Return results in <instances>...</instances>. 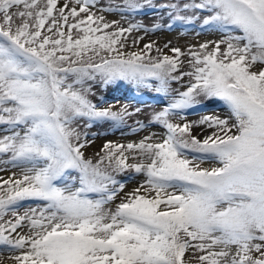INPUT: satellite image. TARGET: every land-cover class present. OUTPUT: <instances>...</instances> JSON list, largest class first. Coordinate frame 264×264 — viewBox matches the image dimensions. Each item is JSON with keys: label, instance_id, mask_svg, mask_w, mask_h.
I'll use <instances>...</instances> for the list:
<instances>
[{"label": "snow or ice", "instance_id": "obj_1", "mask_svg": "<svg viewBox=\"0 0 264 264\" xmlns=\"http://www.w3.org/2000/svg\"><path fill=\"white\" fill-rule=\"evenodd\" d=\"M96 2L0 0V125L9 129L0 163L20 170L0 178V246L17 253L15 264H190L189 252L200 253L198 264H264V0H173L172 19L207 12L204 26L238 34L158 56L152 43L124 49L126 34L159 24L119 26L92 11ZM123 6L139 12L150 0ZM120 82L171 97L149 122L162 134L108 141L86 158L89 141L73 124H123L126 105L89 99L92 83ZM210 100L223 102L227 118L186 120ZM125 172L144 180L105 207L123 192L116 174ZM26 201L41 206L21 215Z\"/></svg>", "mask_w": 264, "mask_h": 264}, {"label": "rangeland", "instance_id": "obj_2", "mask_svg": "<svg viewBox=\"0 0 264 264\" xmlns=\"http://www.w3.org/2000/svg\"><path fill=\"white\" fill-rule=\"evenodd\" d=\"M65 0H60L63 4ZM146 0H141V3H145ZM173 2V0H150V6L144 7L139 12H129L124 8V0H97L96 6L92 9L97 15H103L108 22L117 21L119 26L127 28L129 24H142L146 28L151 29L153 24H159L161 27L158 31H144L133 32L130 35L126 34L127 42L124 50L128 52L140 51L144 48L145 44L152 43L153 49L151 55L158 56L162 54L172 55L170 49L173 47H179L187 53L189 48L198 49L199 45L206 42H214L221 39V37L230 32V34H238L235 30H221L214 26H204L203 18L208 15L207 12L193 13L191 10L186 13H182L187 16H194L191 22L178 21L171 17L169 10L165 7L167 4ZM179 2V0H176ZM191 2V0H189ZM198 2V0H196ZM111 6L113 11H101V8L107 9ZM170 33V34H168ZM133 40L136 41L135 45ZM167 45V47H165ZM223 48L224 45H221ZM159 48L161 52H157ZM184 70H191L187 63L183 65ZM188 78L185 77V83ZM173 89L183 90L180 84L173 82L171 85ZM170 96H165L164 93L157 92L154 87L152 88H136L128 85L124 82H120L118 85L102 86L99 83H92V94L89 99L98 107L112 106L113 110H119L121 106L126 105L128 111L132 113L130 117H125L123 124H114L111 121H88L86 118L80 119L73 124V127L80 132L81 140L84 142L85 134L89 143L82 149L86 151V158L95 159L96 153L100 152L104 143L111 141L118 144L138 143L145 136L152 133L157 135L162 134V129L159 126H150L149 122L155 112L160 111L170 100ZM140 111L137 113L136 109ZM217 115L221 118H227L228 110L223 102L219 100L203 101L200 105L190 110L186 116L187 121H197L202 116ZM174 122H179L174 120ZM143 124L146 127L141 129L140 125ZM19 130V129H17ZM211 129H206L207 133H210ZM196 134L200 135V129L195 130ZM5 134H9L7 126L0 125V137ZM97 139L105 140L103 144L92 149L90 144ZM75 142V141H74ZM87 149V150H86ZM0 157V160H3ZM201 167H213L215 164L211 161L204 160L200 163ZM20 172L18 168H13L11 165H4L0 163V173L10 174ZM71 176H75L76 173H71ZM1 178V177H0ZM116 179L124 183L125 188L123 192H118L117 199L106 205L105 207L114 208L115 204L120 202L124 193L130 192L129 187H137L143 182L144 177L142 175H136L132 172H125L122 174H116ZM67 182V180L65 181ZM118 187V186H117ZM90 198H99L98 194H89ZM41 204L38 201H26L19 207V214L30 208H38ZM6 220L13 219L11 213L6 217ZM17 253H10L5 247L0 246V255L4 262L15 264L14 260L10 256ZM200 253L193 254L192 252L186 253V258L190 264H198L195 256Z\"/></svg>", "mask_w": 264, "mask_h": 264}, {"label": "bare ground", "instance_id": "obj_3", "mask_svg": "<svg viewBox=\"0 0 264 264\" xmlns=\"http://www.w3.org/2000/svg\"><path fill=\"white\" fill-rule=\"evenodd\" d=\"M168 34H170V33H168ZM153 139H156V137H153ZM105 141V140H104ZM104 141L103 140H101V139H97V140H95V141H92V143L90 144V148H92V149H94V148H96V147H98V146H100L101 144H103L104 143ZM87 150V149H86ZM83 151V150H82ZM84 154L86 155V151L84 152ZM17 173V175H19V173L18 172H16ZM9 176H11L10 174H3L2 176H1V173H0V177L1 178H3V179H7ZM132 189H134L133 187H129V191H131ZM0 264H11V263H7V262H4V259H2V255H0Z\"/></svg>", "mask_w": 264, "mask_h": 264}]
</instances>
